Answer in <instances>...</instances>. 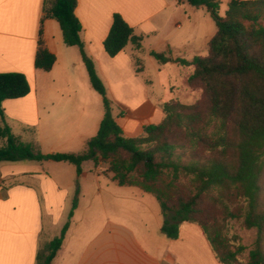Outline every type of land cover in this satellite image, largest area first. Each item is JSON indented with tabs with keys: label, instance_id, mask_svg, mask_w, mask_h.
Listing matches in <instances>:
<instances>
[{
	"label": "crops",
	"instance_id": "crops-1",
	"mask_svg": "<svg viewBox=\"0 0 264 264\" xmlns=\"http://www.w3.org/2000/svg\"><path fill=\"white\" fill-rule=\"evenodd\" d=\"M77 1L87 54L100 78L112 82L113 76L114 85L123 90L121 98L112 88L109 93L122 109L123 116L116 118L126 137H138L144 126L160 123L165 103L199 100L200 93L188 84L191 67L160 64L150 57L151 51L187 61L205 56L217 33L205 12L186 0ZM44 6L45 0H0V73L24 74L30 84L26 97L4 101L5 122L44 154L76 153L97 135L104 118L99 104L103 100L90 84L80 50L64 43L56 20L43 21ZM116 13L144 37L139 52L132 44L114 58L105 52L103 44ZM40 31L44 47L57 58L50 72L35 68ZM145 36L151 44L148 49ZM139 56L144 62L148 59L153 72ZM136 59L142 64L137 73L145 81L141 99L130 94L120 78V66H134ZM56 85L62 88L55 89ZM15 123L22 125L25 135L14 132ZM56 163H0V264H38L39 253L61 234L77 171L72 164ZM108 167L106 161L82 165L80 193L92 199L78 202L52 264H221L199 225L181 224L179 237L168 238L162 232L165 218L156 197L137 187L119 186Z\"/></svg>",
	"mask_w": 264,
	"mask_h": 264
},
{
	"label": "trees",
	"instance_id": "trees-1",
	"mask_svg": "<svg viewBox=\"0 0 264 264\" xmlns=\"http://www.w3.org/2000/svg\"><path fill=\"white\" fill-rule=\"evenodd\" d=\"M205 8L217 25L205 56L192 61L151 51L160 64L179 63L193 69L189 87L200 93L191 105L171 100L163 105L164 119L144 126L138 137H126L113 116V102L82 41L83 27L76 16L77 0H45L44 18L56 20L68 47H77L92 88L102 97L105 115L95 137L81 153L44 154L16 136L5 122L3 103L30 93L21 73H0V163L66 162L76 167L106 161L112 180L121 187H137L152 194L164 214L162 232L179 237L180 225H199L221 264H264V0H231L221 14L219 0H186ZM248 23V24H246ZM144 37L116 13L104 50L114 58L129 44L136 51ZM57 58L44 47L42 31L35 68L50 72ZM141 64L136 59V66ZM141 72V68H138ZM121 113L118 117H122ZM36 134V130H32ZM183 181L189 190L178 192ZM77 195L79 191L77 190ZM77 199L61 234L38 255V264H52L69 230ZM256 236L247 247L228 234L231 223Z\"/></svg>",
	"mask_w": 264,
	"mask_h": 264
},
{
	"label": "rangeland",
	"instance_id": "rangeland-1",
	"mask_svg": "<svg viewBox=\"0 0 264 264\" xmlns=\"http://www.w3.org/2000/svg\"><path fill=\"white\" fill-rule=\"evenodd\" d=\"M174 1L175 0H173V2ZM245 1H248V0H245ZM219 2H220L221 11H222V13H224L225 9L228 8L229 3L231 2V0H219ZM197 9L201 10L200 12H205L203 14H206V16H208L206 18L210 20L214 30L217 31V25H216L215 21L213 20V18L210 15H207V11H202V10H204L203 8H197ZM55 24H56L57 28L59 30H61L59 23L56 22ZM246 24H248V23H246ZM260 24L262 26H264V20H262L260 22ZM145 38H146V36H145ZM149 43H150V41L148 40V38H146V42H145V48L146 49H148V46L151 45ZM127 50H128L127 52L129 53L130 49H127ZM143 54L144 53H142L141 56H143ZM141 56H139V57L142 59ZM150 58H151V60H153V62H156L155 59H153V57H150ZM142 62H143V65L146 66V68H147V70L149 72H153L154 71V68L151 66V64L149 63L148 59H146L145 62L142 59ZM155 64H157V63H155ZM137 70H138V67L136 65H134V66L126 65L125 67L120 66V78H121L122 84L125 85V88H127L130 91V94L135 96L137 99H141L142 95L144 93L145 81H144V78L137 73ZM104 73H107V70H104ZM110 75H112V74H110ZM102 81H103V83L105 84V86L107 88V93H108L109 99L114 104L113 105V111H112L113 116L117 117L118 115H120L122 113V109L115 102V100H112L111 95L109 93V90H110L109 88H112L113 91H114V94L117 97H120V98L122 97V91L123 90L121 89V86H118V85H116L118 87V90L116 89V86L114 85V82H113V81H115L113 76H112V82H107L105 80H102ZM115 83H117V82L115 81ZM54 88L58 89V88H62V86L61 85H56ZM95 94H96L97 98L100 99V95L98 93H95ZM194 101H195V99L193 98L191 100L186 101V103L187 104H192V103H194ZM100 102H101V99H100ZM99 104H101L100 105L101 106V112L103 113V115H105V108H104L103 102L99 103ZM93 107L89 106V108L91 110H93ZM13 127H14V132L17 135H21V136L25 135V134H23L24 132L22 130V125H20L19 123H15ZM4 145H5V141L0 140V148L3 147ZM81 151H83V150H80V151H78L76 153H79ZM52 164H53V166H56L58 163L52 161ZM63 170L65 171V168ZM49 171L53 175H55V172H56L55 169L50 168ZM80 185L84 187V184H82V182H80L79 177L77 175V179H76V182H75L76 191H75V195H74V198H73V202H74L75 199H77L78 202L87 203V202H89L92 199V197H91L90 194L82 195L80 193ZM181 188L182 189L185 188L184 190H189V185L187 184V182L183 181L182 186L179 185L178 192L181 190ZM77 190L79 191L78 195L76 194ZM73 202H72V204H70L72 206L69 205L71 207V210H72V207H73ZM71 210H70V212H71ZM103 217H105V215H103ZM68 219H69V217H68ZM66 222H68V221H66ZM228 234H229L230 237H233L235 235L239 236V238L241 240L240 242L244 246L247 247V251L245 252V256L242 258V260L244 261L246 259L247 255H248L249 250L253 246V243L255 241L256 231L255 230H249V231L245 230L239 224H236L235 222H232L231 226L229 228Z\"/></svg>",
	"mask_w": 264,
	"mask_h": 264
}]
</instances>
